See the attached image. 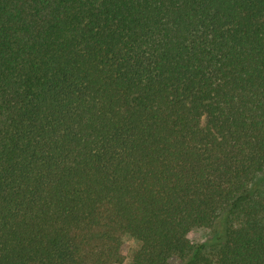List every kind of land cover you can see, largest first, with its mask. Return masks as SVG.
<instances>
[{
    "label": "trees",
    "instance_id": "trees-1",
    "mask_svg": "<svg viewBox=\"0 0 264 264\" xmlns=\"http://www.w3.org/2000/svg\"><path fill=\"white\" fill-rule=\"evenodd\" d=\"M263 174L264 0H0V264H264Z\"/></svg>",
    "mask_w": 264,
    "mask_h": 264
},
{
    "label": "rangeland",
    "instance_id": "rangeland-1",
    "mask_svg": "<svg viewBox=\"0 0 264 264\" xmlns=\"http://www.w3.org/2000/svg\"><path fill=\"white\" fill-rule=\"evenodd\" d=\"M260 184H264V174L260 177ZM226 224L224 217H221L215 227L206 228H194L189 232V238L193 244H204L205 253L211 255L215 254V251L224 242L226 237L225 232ZM125 248H124V262L123 264H133V257L136 250L139 247V242L136 238L126 235L125 238Z\"/></svg>",
    "mask_w": 264,
    "mask_h": 264
}]
</instances>
